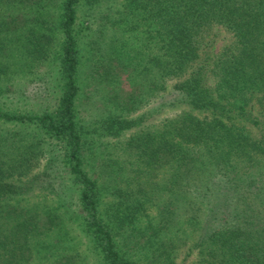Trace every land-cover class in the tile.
Listing matches in <instances>:
<instances>
[{"label": "trees", "instance_id": "obj_1", "mask_svg": "<svg viewBox=\"0 0 264 264\" xmlns=\"http://www.w3.org/2000/svg\"><path fill=\"white\" fill-rule=\"evenodd\" d=\"M81 1L62 0L61 4L62 90L56 107L40 114L0 108V122L34 125L62 145L64 166L80 188L83 231L102 264H173L178 242L187 239L196 252L191 264H264V134L253 140L230 122L232 114L245 117L248 96L258 95L263 105L258 124L264 126V0H127L125 14L133 11L131 16L137 20L133 28L152 38L154 46L152 53H137L144 62L135 64L138 69L125 59L123 46H117L114 34L121 22H108L115 28L106 37L99 35L100 71L88 72L91 81L103 87L96 86L91 98L129 111L138 98L136 94L123 100L118 92L120 74L134 84H147L150 91L164 90L167 78L185 76L157 104L164 105L166 97H172L205 116L182 113L154 131L131 137L124 151L131 158L135 196L129 203L111 201L103 208L98 182L84 169V145L76 120L80 70L73 29ZM39 18L41 28L23 37L26 53L34 61L45 58L53 46L52 36L43 31L47 25ZM215 26L230 32L233 42L214 57L203 50L201 58L205 36ZM4 32L0 22V35ZM207 72L214 76L212 86L206 82ZM107 123L112 134L135 124ZM4 139H0V264H33L40 245L31 246V241L53 232L54 220L22 207L18 198L45 187L55 190L58 167L51 159L53 164L44 173L26 183L13 182V177H22L35 166L42 151L37 144L26 151L15 145V157H9ZM97 168L101 178L110 182H117L123 170L121 165L113 170L106 161ZM115 190L119 191L117 184ZM53 248L44 243V255L52 259L49 264H60L52 258Z\"/></svg>", "mask_w": 264, "mask_h": 264}, {"label": "rangeland", "instance_id": "obj_2", "mask_svg": "<svg viewBox=\"0 0 264 264\" xmlns=\"http://www.w3.org/2000/svg\"><path fill=\"white\" fill-rule=\"evenodd\" d=\"M127 0H100L99 3H89L82 0L76 7V22L73 34L77 43L80 76L78 85L80 92L76 101V120L84 145V169L95 178L101 192V208L111 201L114 203H129L135 196L136 186L131 185L133 176L131 161L124 151L125 143L139 134L154 131L167 121L177 118L182 113H191L202 118L204 113L191 110L184 103L174 102L172 97H166L167 103L158 106L159 97L165 96L173 85L185 79V76L167 78L164 90L150 91L147 84H134L125 74H120L121 85L118 92L125 100L137 94V103L132 110L122 111L109 102L91 98V92L96 86L102 85L92 82L88 72L100 71V60L103 52L100 51V34L108 36L112 27L108 22L120 21L121 28L115 31V37L122 40L117 46H123L128 54L125 59L131 66L139 61L144 64L138 52H151L154 50L152 38L146 39L145 33L133 28L137 22L131 11L125 14ZM62 0H12L10 3H0V22H3L6 32L0 35V108L18 113L40 114L51 111L56 107L61 95V81L59 77V57L63 42V35L58 28L61 18ZM44 16L43 18H39ZM43 19V31L52 36L53 46L48 55L40 61L32 60L26 53L23 37L25 32L40 29ZM102 32V33H101ZM106 34V35H105ZM150 36V35H149ZM232 35L226 29L215 26L205 36L199 51L201 58L203 50L210 57H214L225 47L232 44ZM23 43V44H22ZM121 46V47H122ZM136 57V59H133ZM138 69V67H134ZM7 69V70H6ZM5 70V73H1ZM190 71V70H189ZM146 81V79H145ZM206 82L209 86L214 84V76L206 73ZM144 97V98H143ZM143 98V99H142ZM245 117L238 118L232 114L230 122L242 127L245 133L253 140L264 134V126L258 124L262 120V104L260 96H248ZM142 99L141 101H139ZM172 100V102L170 101ZM111 116V119L109 118ZM113 120H127L135 122L130 128L119 131L118 134L109 133L107 122ZM110 125V123H109ZM5 138V151L9 157H15L14 146L25 151L30 144H37V162L31 170L22 177H13V182H28L32 177L40 175L52 165L51 159L58 171L57 181L60 186L45 187L43 190L27 191L18 199L20 205L29 211L38 214L43 219H53V232H45V236H37L31 241V246L38 242L40 253L33 254V264H49L52 259L44 255V243L55 245L52 250L60 264H102L97 251L90 238L83 231L82 212L79 203L80 188L70 180L64 166L65 157L62 145L48 139L41 130L34 125H20L0 122V139ZM23 154V153H22ZM28 156V155H27ZM106 161L116 171L121 165L117 182L109 178H101L98 165ZM55 170V168L53 169ZM56 171V170H55ZM20 180V181H16ZM117 184L118 190H115ZM131 185V187H130ZM126 199V200H125ZM150 215H153L150 212ZM42 246V247H41ZM34 252V251H33ZM173 264H191L196 259V252L192 240L179 241L176 252L172 258ZM164 264H168L164 262Z\"/></svg>", "mask_w": 264, "mask_h": 264}]
</instances>
